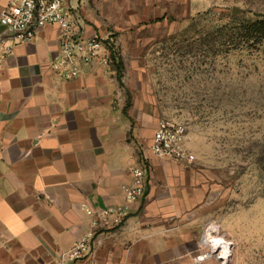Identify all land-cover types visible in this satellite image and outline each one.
<instances>
[{
    "label": "crops",
    "instance_id": "obj_1",
    "mask_svg": "<svg viewBox=\"0 0 264 264\" xmlns=\"http://www.w3.org/2000/svg\"><path fill=\"white\" fill-rule=\"evenodd\" d=\"M128 1L72 0L82 29L106 37L104 25ZM124 31L116 37L123 63ZM58 53L56 25L16 43L0 23V264H188L204 226L199 171L151 151L158 118L130 97L125 67L121 79L115 62L68 79L51 67ZM139 165L144 194L121 222L101 216L125 203ZM89 232L90 250L68 258Z\"/></svg>",
    "mask_w": 264,
    "mask_h": 264
},
{
    "label": "rangeland",
    "instance_id": "obj_2",
    "mask_svg": "<svg viewBox=\"0 0 264 264\" xmlns=\"http://www.w3.org/2000/svg\"><path fill=\"white\" fill-rule=\"evenodd\" d=\"M104 27L119 58L125 29L139 108L187 126L202 233L213 224L231 243L228 260H200L201 233L187 263L264 264V0H129Z\"/></svg>",
    "mask_w": 264,
    "mask_h": 264
},
{
    "label": "built area",
    "instance_id": "obj_3",
    "mask_svg": "<svg viewBox=\"0 0 264 264\" xmlns=\"http://www.w3.org/2000/svg\"><path fill=\"white\" fill-rule=\"evenodd\" d=\"M0 23L9 32L14 42H30L36 37L37 31L48 24L58 28V56L52 61L51 67L64 78L79 76L84 66L114 64L112 38L100 33H86L82 29L77 7L72 0H8L0 10ZM11 52V46L4 47ZM189 134L187 126L169 118H160L153 132L151 151L165 158L177 161L193 162L195 154L188 146ZM147 170L143 166L132 169V182L124 186L125 203L103 208L101 216H112L115 222L129 214L128 203L140 198L146 189ZM203 231L200 242L203 246H210L211 250L200 254L203 260L212 254V245L206 240ZM92 233L89 232L77 240L67 252L68 258H80L90 250ZM209 242V243H208ZM82 264H98L90 258Z\"/></svg>",
    "mask_w": 264,
    "mask_h": 264
},
{
    "label": "bare ground",
    "instance_id": "obj_4",
    "mask_svg": "<svg viewBox=\"0 0 264 264\" xmlns=\"http://www.w3.org/2000/svg\"><path fill=\"white\" fill-rule=\"evenodd\" d=\"M213 231L214 227L213 224H211L208 228V231L205 233L204 238L210 241L213 247V253H216L218 257H222L228 260L231 252V243L229 242V240H226L225 237L213 235Z\"/></svg>",
    "mask_w": 264,
    "mask_h": 264
},
{
    "label": "trees",
    "instance_id": "obj_5",
    "mask_svg": "<svg viewBox=\"0 0 264 264\" xmlns=\"http://www.w3.org/2000/svg\"><path fill=\"white\" fill-rule=\"evenodd\" d=\"M115 55H116V53L113 50L112 51V56H113L114 62L116 63V66H117V69H118L119 79H121V76H122V73H123V62H122V60L119 57H117Z\"/></svg>",
    "mask_w": 264,
    "mask_h": 264
}]
</instances>
